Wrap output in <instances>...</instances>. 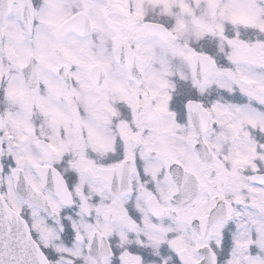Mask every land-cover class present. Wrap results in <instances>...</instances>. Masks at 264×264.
Listing matches in <instances>:
<instances>
[{"label": "clouds", "instance_id": "1", "mask_svg": "<svg viewBox=\"0 0 264 264\" xmlns=\"http://www.w3.org/2000/svg\"><path fill=\"white\" fill-rule=\"evenodd\" d=\"M227 39L264 41V0H0V208L37 261L264 264V84L202 88L191 54L210 40L235 70Z\"/></svg>", "mask_w": 264, "mask_h": 264}, {"label": "snow or ice", "instance_id": "2", "mask_svg": "<svg viewBox=\"0 0 264 264\" xmlns=\"http://www.w3.org/2000/svg\"><path fill=\"white\" fill-rule=\"evenodd\" d=\"M235 19L241 18L235 17ZM227 45L229 48L228 60L236 66L235 70L217 66L218 58L215 54V45L210 40L205 41L203 52L191 53L198 57L196 63L202 75L200 81L201 87L203 88L213 83L221 84L226 81L228 85L234 86L242 94L256 95L257 93L249 85L254 81L264 84V71H257V69H264V41L250 42L244 39H227ZM114 175L115 173L109 172L106 187L111 186ZM42 178L45 183L50 182L55 187L57 194L63 200L65 206L63 211L68 212L70 217L75 219L77 209L73 203L74 198L71 195L75 177L69 175L67 178H61L56 171L49 169L45 173H42ZM96 192L101 196L103 195V189L101 188H97ZM120 194L123 195L122 192ZM84 200L85 196L81 195L79 197L80 208L83 211H87L88 205ZM107 215L105 213V216ZM129 215L132 220L138 219L134 212H129ZM126 222L131 228L135 229V225L131 221ZM231 228V223L224 225L223 232L226 245H230L227 233ZM63 229L61 238L65 243H70L74 236V227L70 219L63 220ZM260 230L264 231V227ZM243 246L248 247L250 251H255V247L251 244L245 243ZM261 246L264 247V241L261 242ZM112 251L118 256V259H115L112 264H142L141 257L147 259L142 249L135 246L129 247L123 253L115 248ZM41 252L43 256L55 259V254L50 250L42 248ZM43 256L37 261L30 246L28 235L25 231L21 230L20 221L15 212L0 208V264H46ZM213 256H215L214 252ZM183 259L184 257L181 256V260Z\"/></svg>", "mask_w": 264, "mask_h": 264}]
</instances>
